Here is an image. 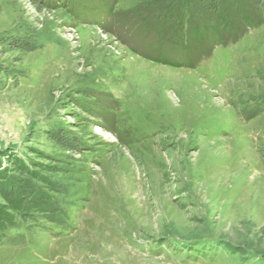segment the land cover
Masks as SVG:
<instances>
[{
    "label": "rangeland",
    "instance_id": "1",
    "mask_svg": "<svg viewBox=\"0 0 264 264\" xmlns=\"http://www.w3.org/2000/svg\"><path fill=\"white\" fill-rule=\"evenodd\" d=\"M101 1L0 0V35L37 45L0 44V65L27 74L2 80L0 173L48 177L69 214L9 227L0 264H264V12ZM163 50L184 65L147 58Z\"/></svg>",
    "mask_w": 264,
    "mask_h": 264
},
{
    "label": "trees",
    "instance_id": "2",
    "mask_svg": "<svg viewBox=\"0 0 264 264\" xmlns=\"http://www.w3.org/2000/svg\"><path fill=\"white\" fill-rule=\"evenodd\" d=\"M38 7L44 6H53L59 4H66L72 9H79L83 0H31ZM86 0H84L85 2ZM97 2L96 5H91L90 10H100L101 8L105 9V3L101 0ZM203 1V0H199ZM211 8H217L215 6L217 0H206ZM253 5L258 9L264 12V0H252ZM87 5H85L86 9ZM107 11V10H106ZM196 30V29H194ZM192 39L195 41V44H199L202 41L198 38L201 34L198 31L190 30ZM189 35V34H188ZM191 45L194 46L193 40L189 37ZM178 39L169 40V44L172 48H177L175 52L179 54H186L187 52H182L185 42L177 41ZM0 44L3 45L5 51H28L31 52L37 49L36 42L32 40L31 37H22L14 35H0ZM187 44V43H186ZM198 46V45H197ZM181 47V50L179 48ZM162 56L148 57L150 60L156 62H161L169 64L172 66H182L184 63L176 61L173 57V50H163ZM187 66H191L190 64ZM26 71L21 69L4 67L0 65V90L5 83L2 80L9 78L11 83L7 85H15L19 83V80L23 77H26ZM264 104V98H263ZM58 144L67 148L68 150H77L79 144L75 139H70L66 136H62L58 133L53 132L50 136ZM20 174L26 176L25 179H17L15 176L8 177L3 173H0V196L3 198L4 203H0V243L6 238V240H12L16 242L19 236H7L5 232L9 227H19L22 226V223L25 221H31L34 223H39L40 220H46L48 222L63 224L69 218L68 212L62 207L61 201H58L53 192H62L59 188L58 183H51L48 177L38 175L34 173L29 166L25 165L21 168ZM36 174V175H35ZM37 179L41 185L31 186L30 179ZM47 189V190H45ZM73 206V205H72ZM23 236V235H22ZM4 242H7L3 240Z\"/></svg>",
    "mask_w": 264,
    "mask_h": 264
}]
</instances>
